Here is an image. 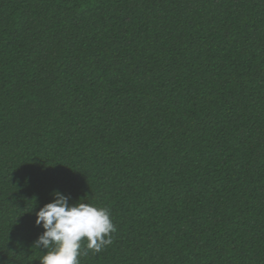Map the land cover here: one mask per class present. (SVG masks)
<instances>
[{
  "label": "trees",
  "instance_id": "trees-1",
  "mask_svg": "<svg viewBox=\"0 0 264 264\" xmlns=\"http://www.w3.org/2000/svg\"><path fill=\"white\" fill-rule=\"evenodd\" d=\"M53 190L80 264H264V0H0V264Z\"/></svg>",
  "mask_w": 264,
  "mask_h": 264
},
{
  "label": "clouds",
  "instance_id": "clouds-1",
  "mask_svg": "<svg viewBox=\"0 0 264 264\" xmlns=\"http://www.w3.org/2000/svg\"><path fill=\"white\" fill-rule=\"evenodd\" d=\"M53 199L35 212L34 224L43 231L33 245L45 251L39 264H80L79 257L88 250L102 251L113 242L116 227L110 210L53 190ZM83 244V250H82Z\"/></svg>",
  "mask_w": 264,
  "mask_h": 264
}]
</instances>
